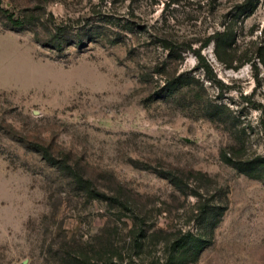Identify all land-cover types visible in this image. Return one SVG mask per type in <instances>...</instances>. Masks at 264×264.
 <instances>
[{
	"label": "rangeland",
	"instance_id": "obj_1",
	"mask_svg": "<svg viewBox=\"0 0 264 264\" xmlns=\"http://www.w3.org/2000/svg\"><path fill=\"white\" fill-rule=\"evenodd\" d=\"M258 48L264 0H0V264H264Z\"/></svg>",
	"mask_w": 264,
	"mask_h": 264
},
{
	"label": "trees",
	"instance_id": "obj_2",
	"mask_svg": "<svg viewBox=\"0 0 264 264\" xmlns=\"http://www.w3.org/2000/svg\"><path fill=\"white\" fill-rule=\"evenodd\" d=\"M7 18L14 27H22L24 25L22 20L14 18L11 14H8ZM195 55L201 67H204L206 64L204 65V59L202 58L200 51L197 50ZM256 55V57L260 59L261 64L264 66V57L262 55L261 48L256 50ZM250 175L253 176L254 174ZM203 248L204 244L198 237L194 236L190 232H186L181 234V237L177 238V240L173 243V247L171 248L172 259L170 261H172L173 264L186 263L185 261L194 262L199 257ZM189 257H191L190 260H187Z\"/></svg>",
	"mask_w": 264,
	"mask_h": 264
}]
</instances>
